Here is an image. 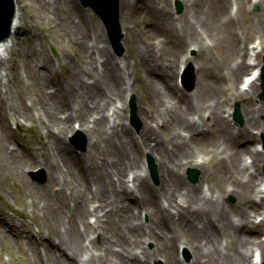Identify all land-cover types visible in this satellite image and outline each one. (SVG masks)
Returning <instances> with one entry per match:
<instances>
[{"label": "bare ground", "instance_id": "obj_1", "mask_svg": "<svg viewBox=\"0 0 264 264\" xmlns=\"http://www.w3.org/2000/svg\"><path fill=\"white\" fill-rule=\"evenodd\" d=\"M32 1L40 13L52 17L55 26L63 19L67 26L60 37L82 55L80 72L75 74L73 68L74 80L62 83L66 89L58 85V72L53 70L52 82L57 85L50 90L47 70L35 65L41 81L31 106L22 100L13 102L10 77L2 85L0 75V120L8 114L6 108L13 115H34L47 138L40 153L20 141H15L17 147L5 145L2 152L14 169L23 172L30 163L51 172L40 186L29 184L21 172L31 205L38 211L33 215L41 218L39 228L40 224L46 228L37 238L21 232L34 258L39 256L40 264H155L161 257L164 264H182L184 246L192 254L189 264H253L256 249L263 264L264 198L257 201L262 193L257 188L264 187V179L251 169L264 164V151L251 143L257 139L252 127L264 133L260 119L264 102L245 103L241 128L231 123L224 107L236 95L246 100L260 91L258 61L252 66L257 75L247 89L241 90L237 83L250 68L246 47L252 32L259 37L255 47L264 51V2L256 1L263 5L262 13L248 21L254 15L247 7L251 0H236L235 5L231 0H180L181 15L174 12L175 0H125L123 8L130 19L137 24L136 16L143 17L150 28L148 33L142 28L138 38L134 32L127 34L123 42L132 48L134 61L139 60L136 80L149 95V108L137 103L144 124L136 135L126 122L127 93L133 91L126 61L111 55L101 24H88L92 16L86 19L78 0ZM27 20L20 11L16 45L31 34ZM238 23L245 26V36ZM155 34L163 36L159 43L164 50L172 47L176 52L179 45L194 43L200 57L209 55L199 66L194 92L186 93L176 81L180 64H187L189 58L181 59L172 48L168 55L155 52V43L152 48L149 43ZM12 47L0 50V62L14 70L11 59L7 63L3 57ZM215 49L221 53L213 58ZM22 55L26 67L32 68L31 58L46 54L32 43ZM74 123L88 138V152L82 155L67 142L76 131ZM146 153L158 166L157 187L151 185L139 160ZM54 168L60 169L62 178ZM188 168L200 169L211 184L188 183ZM229 196L237 199L232 205L226 203ZM257 217L262 219L256 221ZM0 224L9 228V235L16 227L8 218Z\"/></svg>", "mask_w": 264, "mask_h": 264}, {"label": "rangeland", "instance_id": "obj_2", "mask_svg": "<svg viewBox=\"0 0 264 264\" xmlns=\"http://www.w3.org/2000/svg\"><path fill=\"white\" fill-rule=\"evenodd\" d=\"M177 1V0H176ZM173 2V7L176 15L182 14L184 11L183 3L180 1L182 5V11L178 12V6L177 2ZM264 2V0H262ZM25 5V8L23 6ZM120 5L122 7H125V0H120ZM81 7L84 9V7L81 5ZM248 7V4H247ZM257 7V9H256ZM89 9V8H87ZM84 9L86 14V19L88 20L90 16H92V20L88 23H92L95 21H98L100 24L103 22L102 19H100L91 9L87 10ZM263 5L259 3V5L254 4L251 8V11L253 12V16L247 17L248 21H251L253 18H259L260 14L262 13ZM20 11L24 12L27 16V21L30 25V32L31 34L28 36L26 42L16 45L12 47V52L9 54H5L4 60L8 63L11 59V65L12 67H15V69H11L9 67H6L0 62V75L2 79V85L5 84L7 81V77H10V86L13 93V96L15 99L12 98L13 102L21 101L24 105L31 106L32 101L37 98L35 95L37 92L36 84L38 85L41 81L40 77L38 76L40 73L37 72V75H35L36 70L34 69L35 65H38V68L42 70H47L49 83H47V87L51 88L50 90H55V85L52 81V73L53 70L58 72V80L62 86V89H66L65 85L69 80H74V76L71 73L72 69L74 68L75 74H78L80 72L81 67V60L82 55L79 53L78 49L74 44H67L65 43L60 35L62 34V27H66L67 25L63 23V19H60L62 22L60 24H57L55 26L52 22V17L48 18L46 15H43L38 11L37 6L33 3L32 0H20ZM131 16V15H130ZM243 20V15L242 19ZM120 21L122 24V27L124 28L123 31H126L128 34H131V32H134V36L138 38L142 32L143 29L148 30L147 26H145V20L143 17L136 16V22L134 23L133 18L127 15L125 9L123 8L122 14L120 10ZM144 21V22H143ZM102 26V24H101ZM103 27V26H102ZM238 28H241L246 34L245 26L240 23L237 25ZM92 28V27H89ZM105 28H103L104 30ZM99 32L101 30L99 29ZM106 32V33H105ZM104 33L106 35L107 44L110 46L111 55L115 57L116 59L123 58L126 61V70L128 71V76L130 80L131 87L133 89L131 95L127 99V107H126V114L128 117V124L131 127V129L134 131L136 135L140 134L143 129V120L139 116V106H137V121H135L134 124L131 123V114H130V99L132 96H135L136 103L142 105L145 108H149V95L147 92V89L143 87V84L139 82V80H136V76H138V67H139V60L134 61L137 57L132 53V48L126 45L124 43L122 45L123 47V54L119 55L118 52H116L112 46L110 45L108 41L107 36V30H104ZM79 39L82 34L79 32ZM126 37V35H124ZM258 35L253 33L250 35V38H248V41H252L253 39L256 40V37ZM124 37V42H125ZM77 39V38H76ZM74 38H71V41L76 40ZM163 36L155 34V36L151 37L149 40L150 47L152 48L153 44L155 47V52L159 53L160 55L162 53H166L168 55L171 51V48L169 50L163 49V44L160 45L159 42H162ZM34 44L37 48H42L45 56L42 55H36L31 58L29 63L32 65V68L26 67L25 64V57L22 55V50L24 48L29 47L31 44ZM252 43V42H251ZM105 44V43H104ZM194 44V43H188V44H182L177 47V51L175 52L173 50V53H176L179 55L181 54V57L185 55L188 48H186L187 45ZM250 44V43H249ZM103 44H101L102 46ZM195 45V44H194ZM165 47V45H164ZM218 53H221L220 49L213 50L212 57L214 55L218 56ZM194 57V64L202 66V63L207 62V58L209 57L208 54L206 56L200 57L198 54L196 56V51L193 54ZM263 55L259 56V60H262ZM214 58V57H213ZM0 56V60H1ZM17 62V65H16ZM81 62V63H80ZM43 64H46V68H42ZM137 65V66H136ZM194 65V66H195ZM52 68V69H51ZM200 74H198V70L195 71V86L193 90H188L186 87H182L183 91L186 93H192L197 87L198 77H200ZM246 75V74H245ZM56 81V79H54ZM44 82V81H43ZM240 80L238 81V83ZM64 83L65 85H63ZM237 83V84H238ZM46 87V88H47ZM3 90H5V87H3ZM236 101H239L240 106L243 107L246 102L253 101L257 102H264V99L261 97V89L256 94L251 96L249 99L241 100L240 98H236ZM234 102L230 101L228 104L225 105V109H227V115L228 111L230 110V120L236 127H243L244 122L241 124L238 120H234ZM66 108V107H65ZM6 115L2 117L3 121L0 120V220L3 218H8L13 222V224L16 226L14 227L15 230H12V233H16V236H14L12 233L9 235V228H6L5 224H0V232L3 233L5 236H7V239H5L0 234V264H40L39 256L36 255V259L34 258V255L29 249V242L26 238H22L21 232L25 233V236H29V232L33 233V237H38L39 233L44 234L46 233V228L43 224H40L39 228V222L41 220L40 216H34L33 214L36 212L34 210V205H31L32 197L27 193V187L24 181V178H22L21 170L14 169L10 167V164L7 160H4L2 158V152L4 149V146L6 145L9 148L17 147V144L15 141H20L22 143H25L26 146L35 149L37 153H40V147L42 143L47 142V138L45 135V129L41 125L39 119L37 117L33 118H26V116H19V115H13L11 114V111L9 108L7 109ZM38 110V108H37ZM36 112V111H34ZM60 115V114H59ZM261 121L264 122V116L260 117ZM140 125V129L137 130L136 126ZM76 128V126H75ZM259 129V127H252L253 130ZM264 134V133H262ZM76 136L80 139L79 142L72 141V136ZM162 135V134H161ZM156 136V135H155ZM68 145L70 148H72L76 153L79 154H85L88 152L89 147H87L88 144V138L86 134L81 131L77 130L75 133H71V135L67 139ZM257 142H262L261 133L258 135V141H254V145L256 147ZM81 145V146H80ZM84 145V147H83ZM144 155V154H143ZM139 156L140 160L145 162V158L147 154L144 156ZM158 167V166H157ZM43 169V167H40L39 164H25L23 168V175L25 179L29 182V184H34L36 186H40L46 183L48 180V176L50 175V171H47L43 175H32L31 171H40ZM196 169V168H194ZM260 174L263 177L264 176V165H262L260 168ZM45 170V169H44ZM199 172L198 180L196 182H192L188 179L187 175L185 174V180L188 183L191 184H211V181L209 178H205L201 175V170L196 169ZM149 180L151 185L157 186L160 183V174L157 173L158 176V182L154 179V177L151 175L150 171L146 169ZM56 172V170H55ZM186 173V172H185ZM45 178L44 182H40L38 179ZM236 198L234 196H229L226 199V203L228 205H232L236 202ZM38 212V211H37ZM36 212V214H38ZM2 218V219H1ZM146 220V218H145ZM39 233H38V232ZM18 233V234H17ZM149 247H153V243L148 244ZM36 251V249H35ZM189 252L187 250L181 252V257L183 260V264H189L191 262L192 254L190 259L188 260ZM163 261L157 260L155 261V264H162Z\"/></svg>", "mask_w": 264, "mask_h": 264}, {"label": "water", "instance_id": "obj_3", "mask_svg": "<svg viewBox=\"0 0 264 264\" xmlns=\"http://www.w3.org/2000/svg\"><path fill=\"white\" fill-rule=\"evenodd\" d=\"M86 5L92 6L108 21L110 32L115 43L117 38L114 33V26L117 21L116 1L114 0H83ZM16 5V13H15ZM0 0V50L11 45L15 46V27H20V0ZM15 13V17H14ZM14 17V20H13ZM13 20V24H12ZM12 24V26H11ZM11 26V34H10ZM10 35V37H9ZM9 37V38H8Z\"/></svg>", "mask_w": 264, "mask_h": 264}]
</instances>
